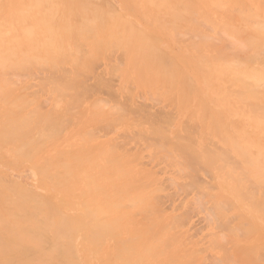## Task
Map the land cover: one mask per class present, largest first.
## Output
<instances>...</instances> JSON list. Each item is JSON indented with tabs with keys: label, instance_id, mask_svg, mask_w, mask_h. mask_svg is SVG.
Instances as JSON below:
<instances>
[{
	"label": "rangeland",
	"instance_id": "rangeland-1",
	"mask_svg": "<svg viewBox=\"0 0 264 264\" xmlns=\"http://www.w3.org/2000/svg\"><path fill=\"white\" fill-rule=\"evenodd\" d=\"M42 1L31 9L36 4L29 0H0L1 15L24 8L30 16L7 20L5 31L16 34L27 23L46 32L37 28L43 18L33 16L41 4L45 13L58 12L59 26L91 30L75 47L68 44L57 64L41 42L36 60L2 82L0 136L5 110L12 118L34 117L27 135L0 142V243L17 241L19 227L34 222L26 217L42 219L33 209L38 202L66 203L65 215L81 214L92 179L112 187L108 195L116 199L123 191L121 212L108 216L124 219V240L144 239L151 248L144 259L132 250L140 264L170 257L183 264H264V0H167L178 9L188 5L180 20L168 15L164 2L157 9L148 0H89L100 7L91 9V18L64 19L63 0ZM143 38L154 45L148 48ZM74 153L93 162L68 174L62 166ZM76 236L73 254L82 264L116 256V239L89 250L85 236Z\"/></svg>",
	"mask_w": 264,
	"mask_h": 264
},
{
	"label": "bare ground",
	"instance_id": "bare-ground-1",
	"mask_svg": "<svg viewBox=\"0 0 264 264\" xmlns=\"http://www.w3.org/2000/svg\"><path fill=\"white\" fill-rule=\"evenodd\" d=\"M29 1L36 4L33 8L31 7V9H36V7L39 5V3L44 4V1H42V0H29ZM48 1L51 2L53 0H48ZM63 1H64V3H63V7L64 8L62 9L63 10L62 12H63L64 16H66V17H64V19H69L68 16L71 15V14L72 15H75V16L76 15L86 14V15H88L89 18H91V15L94 14V13L91 12V9L94 11L95 9H98L99 10V8H100V7H98V8H95L94 7L95 9H93L91 6L94 3H91L92 4L91 5L89 0H63ZM148 1L150 3L156 4L157 5V7H156L157 9H160V7H161V5H158L160 2L166 3V9L168 11V15H170L171 17H173V20H176L178 18L180 20V18L182 17V14H184V10L188 11V9H189L188 8V5L185 4V3H183V6L182 7L180 6L181 8L178 9V8H176L173 5V3L171 1H167V0H148ZM177 1H178V3H182V1H180V0H177ZM46 4L45 5L48 6V3H46ZM41 5L37 8L38 10L36 12H34V15L33 16H34V19L37 16L40 17L41 19L43 18L42 19L43 22L41 21L42 23L40 22L38 24L37 28L38 27H40L41 29H44L45 28L46 29V32L45 31H43V32H35V31H32L31 30V27L30 26H27V23H26V24H23L22 26H20V31L18 33H16V34L7 33L5 31L6 30V27H7V25L11 24L10 22H7V20L20 19L21 21H25L27 19H30V16L29 17L27 16V14L24 11V8L23 9H19L18 11L15 10L14 15L13 14L12 15L11 14H7L8 16H6L5 10H2L4 12V14L3 15L0 14V19H3L4 22L3 23H0V87H2L1 86L2 85V82H6V77L8 76L9 72L16 71V70H18V71L19 70H22V69L26 68L29 63H33V61L36 60V56L34 55V48H35V51H36L37 50L36 47H38L41 42L43 44V47H45V50L48 51V54L50 55V58L52 60H54L53 63L54 64H57V60L60 59L59 55L62 56V54H66L67 52H69V50L67 49V48H69V45L68 44L71 43V45L74 46L73 44H75L77 42V40L79 39V37H85L89 33L87 31V29L88 30H91V26L90 25L87 26L86 24H84L82 27H80L78 29V31H75V32L71 31L72 30V28L70 27L71 24L65 23V25L63 27L61 26V24L59 26L54 21L55 15L58 12L57 11L54 12L52 9H49L50 11L47 12V13H45L46 10L45 11L44 10H41L43 8ZM27 10H28V8H27ZM51 10H52V12H51ZM28 11L31 13L32 10H30V8H29ZM58 11H59V9H58ZM87 12L90 13V16H89V14H87ZM39 14H41V15L43 14V15L42 16H39ZM116 15H118V13ZM189 16H190V14H189ZM96 17L98 18L99 16H96ZM96 17H95V19H96ZM102 17H104V16H102ZM166 18H168V17H166ZM101 22H102V20H101ZM60 28L62 30H64V31H61ZM242 29H244V27H242ZM206 30H208V29H206ZM42 35H44L45 38H47V39H44V36H42ZM116 39H118V38L116 37ZM143 40H144V43L146 44V46L148 48L150 46L154 45L150 41V39H148V41H147V40H145L143 38ZM42 44H41V47H42ZM139 45H140V42L138 43L137 46H139ZM100 46H102V45H100ZM139 47L140 48H143V45L142 46H139ZM153 49H155V48L153 47ZM41 52H42V50H41ZM44 53H45V51H44ZM47 57H48V55H47ZM241 57L243 58L242 55L241 56L239 55V60L240 59L243 60ZM250 57H252V56H250ZM86 58H87V56H86ZM99 59H101V58H99ZM153 60H155L157 62H160V61H158L156 59V57H153ZM99 61H97V63ZM249 61H250V59H249ZM94 62L96 63V61H93V64H95ZM245 63L246 62L244 61V64ZM248 65L251 66L250 65V62H249ZM83 67H84V65H83ZM252 67H254V66H252ZM256 69H258V68H256ZM229 72H231V71H229ZM93 76H94V74H93ZM69 81H70V79H69ZM79 86H80V84H79ZM185 90H186V88H185ZM189 90H191V88ZM1 91H2V89H1ZM10 92H13V91H10ZM5 93H6V91H5ZM189 93H191V92L189 91ZM76 94H78V92ZM4 97H6L5 94H4ZM80 97H82V96L80 95ZM19 98H20V96H19ZM20 102H21V98H20ZM253 104H257V103H254L253 102ZM259 105H261V104H259ZM252 108H253V106H252ZM56 114H57V112H56ZM3 115H4V120L2 122L1 136H0V142H1V144H5L4 142H6V141H8L10 139L13 140V138H19V137H21V135L25 134V133H23L24 128L30 126V123H31L30 122V118L34 117V115L32 116L30 114L31 117L28 116L29 118H12L7 110H5V112H4ZM40 118H39V120H40ZM106 119H107V117H106ZM41 120H43V119H41ZM50 120H51V118H50ZM152 125H150V126L153 128ZM42 128L43 129H45V128L46 129H49L46 125L44 126V124H42ZM27 134L28 133H26L25 135H27ZM150 134H152V133H150ZM255 141H256V139H255ZM172 144L175 145V143H172ZM22 145L24 146V144H22ZM180 145H181V143H180ZM182 145H184V144H182ZM119 147H121V145ZM187 147H185V148L187 149ZM179 149H180V147H179ZM186 149H185V151H186ZM21 150H23V149H21ZM187 151H186V153H187ZM204 152H207V151H204ZM192 153H194V152H192ZM191 156L192 157H196V156H193V155H191ZM85 157H86L85 155H81V154H78V153L70 154V156L68 157L67 162H65L63 164L62 169L64 168V170H66V172L68 174H73L74 173L73 172L74 169L76 171H79V170L83 169V167H82L83 164H85L87 162L90 164V163L93 162L92 158H88V159L84 160ZM208 157H207V159H208ZM196 158H199V157H196ZM136 159H137V157H136ZM210 159H208V160H210ZM242 159H243V157H242ZM185 160H186V157H185ZM60 162H61V160H58L57 161V163H60ZM249 162H251L250 163V167H251L250 169L253 172L257 171L258 170L257 161L252 160V161H249ZM249 162L247 164H249ZM117 163H119V160H118ZM192 164H193V162H192ZM141 165H142V163H141ZM209 165H210V163H209ZM108 170H110L111 172H114L115 170L117 171L118 169L116 167H114V166H111ZM196 171H197V169H196ZM187 173H189V172H187ZM190 174H192V172ZM193 174H195V173L193 172ZM184 176H185V174H184ZM196 176H198L197 173H196ZM65 178L68 179V177H65ZM89 180H90V183H91L90 184V191L88 192V194L85 193L86 194V200L83 199L80 202V204L84 208V210H82L83 212L80 209L81 214L79 213L78 215H75V216L65 215L63 213V211H62V208H64V209L69 208V206H67L66 203H65V205H57L55 207H53L54 205L51 207L49 201H48V203L46 201H43V202H40V203L39 202L36 203V205L33 207V209H35V211H37L38 213H42V219H40L39 217H38V219H36L33 214L31 216L26 217L28 221L34 220V222L32 224H30V226H27L25 228L19 227L20 232H22L20 235L17 232H14V229H12V232L14 234L13 233H10V234H12L14 236L17 235V237L19 235V237H18V239H16L17 241H15L14 243H12L11 241H8L7 243H5V242L3 243L2 242L3 244L0 243V264H82L83 262L81 260L77 261L76 258H75V255L73 254L74 253L73 252V249H75L74 239H75V237H77L76 235H78L79 233L80 234H83L85 236V239L87 240L86 241L87 244L89 243V245H91V247L88 248L89 250H91V249L94 250L97 246L101 245L102 242L105 239H107V238H114V239L117 240L118 249H117V252H116V256H114V255L113 256L112 255H109V256H106V257L102 256L101 257L102 259H100L99 262L97 261V264H121V263L118 262L119 260L122 261V264H140V263H142L140 259H144L143 258V252L150 253V251H151V248L148 246V244L146 243V241L144 239H138L137 238L138 242H134L132 244V243H129V242H131V240H127V241L124 240L122 238V234L124 233V229H123L122 226H120L121 222L124 219L121 220V222H120V221H118L121 218L120 215H118V217H117L119 219H116V217L114 215H113L114 217L113 216H108L110 213L112 214V213H115V212L116 213L117 212H121V210H120L121 208H119L120 207V202L118 200L123 198V195H122L123 191L122 190H118L117 191L118 193L121 192V198L118 195L119 199H116L114 196L108 195L111 191H113L112 187L107 186V185L106 186H103V185L97 186V184H96V182L94 180H92V179H89ZM1 181L4 182L2 178H1ZM62 182H64V181H62ZM71 182H72V180L69 178L68 182L65 185L70 184ZM70 187H72V186H70ZM94 187H96L95 188V191L93 190ZM9 190H11V189H9ZM10 192H12V191H10ZM0 193H1V191H0ZM13 193L15 194V192H13ZM30 194L28 196H30ZM32 195L33 194H31V196ZM234 196H236V195L234 194ZM236 197H237L236 199L239 198L238 196H236ZM39 198L41 199L40 201H42L43 197L42 198L39 197ZM23 199H24V197H23ZM24 201H26V200H24ZM19 202H21V201H19ZM151 202H153V201H151ZM13 203L15 204V200H14V202L12 201L10 203L11 206H12ZM0 204H1V202H0ZM67 204L69 205V203H67ZM72 207H73V205H72ZM30 211H32V209H30ZM154 211H157L158 212V210H156V209ZM8 212L10 213V211H8ZM141 213L142 214H145L143 212H141ZM21 216L22 215H20V217ZM35 219H36V221H35ZM142 219H143V217H142ZM6 221H4V222L6 223ZM4 222H1V223L4 224ZM6 224H8V223H6ZM3 226L5 227L6 225L4 224ZM10 232H11V230H10ZM91 235L95 236V238H93V236H91ZM143 236H145V234H140L139 235V237H143ZM10 238L12 239L11 235H10ZM48 244H50V246H48ZM47 246H48L49 249H46ZM134 248H137L138 251L136 252V254H137V256L140 259L135 254H132V250ZM252 250L254 251V249H252ZM115 259H116L117 262L114 261ZM169 260L170 261L161 262V263H157V264H183L182 262L180 263L179 261L176 262L172 257H170Z\"/></svg>",
	"mask_w": 264,
	"mask_h": 264
}]
</instances>
